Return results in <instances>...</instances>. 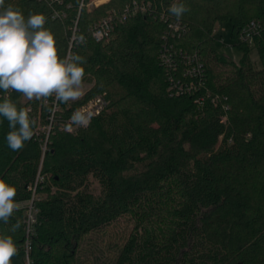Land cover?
Listing matches in <instances>:
<instances>
[{"label": "trees", "instance_id": "1", "mask_svg": "<svg viewBox=\"0 0 264 264\" xmlns=\"http://www.w3.org/2000/svg\"><path fill=\"white\" fill-rule=\"evenodd\" d=\"M90 1L5 0L26 18L44 14L58 55L83 57L91 86L68 102L0 91V102L35 121L13 151L0 116V179L15 187L16 203L37 210L30 232L17 208L0 235L17 250L30 240L32 264H101L88 262L85 238L130 216L133 228L107 264H264V0H137L148 11L107 41L93 37L96 24L135 0ZM173 4L187 9L179 19ZM250 20L262 23L254 45L240 40ZM221 21L244 52L239 62L217 53ZM97 96L107 105L69 131L72 114Z\"/></svg>", "mask_w": 264, "mask_h": 264}, {"label": "clouds", "instance_id": "2", "mask_svg": "<svg viewBox=\"0 0 264 264\" xmlns=\"http://www.w3.org/2000/svg\"><path fill=\"white\" fill-rule=\"evenodd\" d=\"M0 0V91L22 94L27 100L54 96L58 102L77 100L83 94L82 81L86 60L74 54L58 55L53 33L44 27V14L23 13L11 5L4 7ZM187 9L173 4L169 11L179 19ZM83 41V37L80 38ZM0 116L8 123V147L19 151L32 138L35 121L28 111L10 100L0 102ZM90 115L77 110L70 117L71 124L87 125ZM71 124L68 130L71 131ZM16 189L0 179V222L7 223L17 209ZM19 224L14 226L18 228ZM16 245L10 236L0 235V264H11Z\"/></svg>", "mask_w": 264, "mask_h": 264}, {"label": "rangeland", "instance_id": "3", "mask_svg": "<svg viewBox=\"0 0 264 264\" xmlns=\"http://www.w3.org/2000/svg\"><path fill=\"white\" fill-rule=\"evenodd\" d=\"M104 2H99V0H91L89 6L93 7L95 5H99ZM230 30H231V24L229 21H221L217 24L215 34L218 39L216 40L215 46L218 54H222L230 60L239 62L244 52L242 49H240L235 45V40L231 37ZM250 56L256 66H261L259 52L256 47L250 49ZM212 64L214 69L218 70L219 72L224 73V71L226 70L222 64H217L216 62H213ZM90 86L91 84H89L88 82L82 81L83 94ZM50 128L51 125L49 124L41 125V129L43 131L44 130L48 131L50 130ZM94 189L96 193L99 192V187L97 184H95ZM16 204H17V208L24 209L28 214L27 211L29 209L30 202L16 203ZM129 218L130 216L122 217L120 220L116 222L114 226H112V228H108L107 232L104 233L101 232L99 234L96 233L90 234L87 238H85V245L88 247L87 252L88 255L90 256V260L88 259L89 263L92 261V259L96 261L95 260L96 257H99L102 260L101 264L108 263L105 261V259H108V261L109 260L112 261L114 259L116 254V252L114 251L115 244L121 243L122 240L124 239L123 237H125V235H127L133 228V223ZM24 249L17 250L16 254L11 259V264H28L27 254L24 251Z\"/></svg>", "mask_w": 264, "mask_h": 264}, {"label": "built area", "instance_id": "4", "mask_svg": "<svg viewBox=\"0 0 264 264\" xmlns=\"http://www.w3.org/2000/svg\"><path fill=\"white\" fill-rule=\"evenodd\" d=\"M149 9V3L145 1H137L135 0L133 3L128 4L125 8L119 11H112L109 13L106 17L101 19L95 26L93 30V37L96 41H107L111 38L112 32L115 30V28L120 24L125 22L130 16H134L137 14H145ZM162 18H165L164 15H162ZM181 23L179 21H173L170 23V27L173 28L175 31H179L181 28ZM262 23L260 20H250L247 22L245 27L240 33V40L244 43H248L249 45H254L255 38L261 33ZM172 48V46H170ZM170 48H166V51L161 53V56L164 61L170 62L171 57L168 53ZM190 71L192 73H195L196 67L192 68ZM107 105V101L103 96H97L90 101L83 104L81 107H79L77 110H80L84 112L86 115H90V119L95 115H97L105 106ZM89 123V122H88ZM87 123V124H88ZM71 124V123H70ZM72 130H75L78 127L75 124H71ZM36 209L33 208L32 201L30 202V206L28 209V217L26 219V223L28 226V232H30L31 225L35 222V214ZM31 250V243L30 240H27L25 244L24 251L27 254V263L32 264L29 253Z\"/></svg>", "mask_w": 264, "mask_h": 264}]
</instances>
